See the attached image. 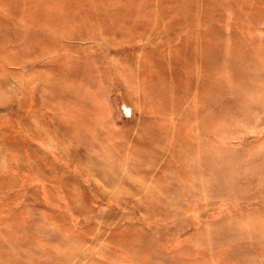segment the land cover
<instances>
[{"label":"rangeland","instance_id":"obj_1","mask_svg":"<svg viewBox=\"0 0 264 264\" xmlns=\"http://www.w3.org/2000/svg\"><path fill=\"white\" fill-rule=\"evenodd\" d=\"M0 264H264V0H0Z\"/></svg>","mask_w":264,"mask_h":264}]
</instances>
